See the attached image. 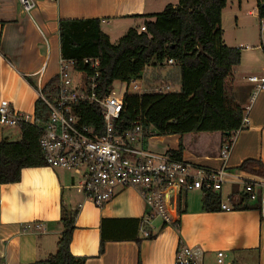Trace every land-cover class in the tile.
<instances>
[{
  "label": "crops",
  "instance_id": "crops-1",
  "mask_svg": "<svg viewBox=\"0 0 264 264\" xmlns=\"http://www.w3.org/2000/svg\"><path fill=\"white\" fill-rule=\"evenodd\" d=\"M169 1L172 0H36L35 8L27 12L18 0H0V101L7 100L12 108L34 114L38 89L59 71L60 19L98 18L102 31L113 43L111 35L123 36L129 28L142 25L148 17L138 15L158 13ZM176 3L174 0L171 4ZM121 36L117 35L114 43ZM223 42L241 49L240 62L232 68L229 80L248 124L231 137L232 146L225 160L197 155L188 149L182 151L181 159L228 170L237 169L245 159L259 160L264 165V89L251 99L254 86L247 81L248 76L257 75L253 71L264 72V41L261 39L255 47L237 46L226 41L223 31ZM127 84L131 90L143 88L138 79L135 84ZM172 88L162 90L175 91ZM20 137L19 126L0 125V141H17ZM179 138L178 134L151 135L146 145L153 152L164 153L176 150ZM254 168L258 170V166ZM240 171L247 177L264 178ZM80 181L78 171L38 166L22 168L18 182L0 184V261L32 264L54 253L64 207L77 211L70 251L86 257L85 264H137L138 258L141 264H175L180 242L197 249L196 264H219L218 251L226 254L225 264H249L253 256L256 264H264V219L257 209L208 212L202 208L201 193L200 203L189 205L185 202L188 192H184L172 208L177 228L159 219L148 225L141 221L136 226L134 220H142L146 208L134 188L120 189L98 207L77 189ZM225 184L228 185L224 187ZM235 187L240 189L238 184H223V202L233 200L230 196ZM33 222H43L44 231L23 230L24 225ZM146 230L152 238H147ZM101 236L106 239L102 250ZM134 237L140 242L132 240Z\"/></svg>",
  "mask_w": 264,
  "mask_h": 264
},
{
  "label": "trees",
  "instance_id": "trees-1",
  "mask_svg": "<svg viewBox=\"0 0 264 264\" xmlns=\"http://www.w3.org/2000/svg\"><path fill=\"white\" fill-rule=\"evenodd\" d=\"M226 2L177 0L176 4H166L158 13L138 15L148 17L142 23L145 31L139 30L141 25L131 27L116 43H111L102 31L98 18L60 19L61 59L73 61L75 70L89 76L93 70L83 63V59L98 58V97L110 93L114 81L129 83L140 79L151 67L155 70L152 80L155 83L146 80L144 92L124 94L123 109L119 118L113 121L115 132H123L138 119L145 133L180 136L178 148L168 151L176 159H181L184 149L197 155L220 156L222 144L243 128L244 117V109L236 102L229 81L232 68L240 62L241 49L223 42L221 12ZM256 10L258 19L263 20L264 0H256ZM261 47L264 49V44ZM170 59L172 63L168 62ZM166 65L173 68L160 74L159 70H165ZM57 82L56 75L42 87V94L47 98L54 97ZM168 83L171 87L175 83L179 90H157V87H167ZM73 110L80 126L89 127L97 135L103 133L100 105L82 102L75 104ZM33 116L39 125L20 123L19 140L0 141V184L18 182L22 168L46 166L38 140L41 125L48 118V108L40 98L35 102ZM237 169L264 175V165L259 160L245 159ZM239 193L235 187L230 199ZM201 201L203 210L221 211L220 193L208 192ZM232 206L233 210L256 209L247 202ZM178 212L182 210L179 208ZM76 214L75 210L62 208L59 220L62 231L56 251L32 264H85L86 257L75 256L70 251ZM134 221L138 226L142 220ZM175 224L178 225L177 220ZM147 238L152 236L149 234ZM132 240L140 242L137 237ZM105 241L101 236L100 250ZM0 264H5L3 259ZM137 264H141L140 258Z\"/></svg>",
  "mask_w": 264,
  "mask_h": 264
},
{
  "label": "built area",
  "instance_id": "built-area-1",
  "mask_svg": "<svg viewBox=\"0 0 264 264\" xmlns=\"http://www.w3.org/2000/svg\"><path fill=\"white\" fill-rule=\"evenodd\" d=\"M18 1L27 12L36 6V0ZM261 27L264 28V22ZM139 30L145 31L144 25ZM83 63L93 70L86 76L83 89L72 86L68 68L73 67V61L62 59L57 73L56 95L47 98L42 94V88L38 89V98L48 108V118L41 125L42 133L38 140L46 166L80 172L81 181L77 189L98 207L111 200L120 189L134 188L145 203L142 217L145 225L159 219L163 224L177 228L172 208L179 194L192 190H198L202 196L208 192L217 194L221 193L224 183L240 185V193L234 195L233 201L221 200V211L233 210V203L247 202L256 207L264 219V178L247 177L239 169L194 165L172 157L169 152H153L146 145L151 133L144 132L138 119L123 132H115L113 121L119 118L123 109L124 94L117 97L110 91L98 97L99 60L84 58ZM247 81L254 86L251 99L264 89V74L250 75ZM135 83L136 80L129 82ZM157 90L161 91V88ZM82 102H94L102 107L104 129L101 135L78 124L73 106ZM20 123L39 125L40 122L33 115L12 108L7 100H1L0 125L10 127ZM247 124L248 119L244 116L242 127ZM232 141L230 138L222 144L219 156L222 160L228 157ZM44 226L43 222L27 223L23 230L39 233L44 231ZM144 234L149 235L148 230ZM197 253V249L180 242L175 252V264H196ZM216 255L217 262L221 264L226 254L218 251Z\"/></svg>",
  "mask_w": 264,
  "mask_h": 264
},
{
  "label": "rangeland",
  "instance_id": "rangeland-1",
  "mask_svg": "<svg viewBox=\"0 0 264 264\" xmlns=\"http://www.w3.org/2000/svg\"><path fill=\"white\" fill-rule=\"evenodd\" d=\"M169 2L172 3L174 2V0ZM262 22H264V19L259 20L256 13V0H228L221 18V27L222 30L224 31L225 39L227 42H229V44H234L237 46L241 44L240 46L242 47L247 45L249 47L252 46L255 47L260 44L261 39L264 41V28L261 27ZM117 35L121 36V34H117ZM117 35H111V41L113 43L115 42V38ZM172 68L173 67L171 65H166L165 70H159L160 74L164 75V73L167 70ZM68 70L72 79L73 88H76L78 90L83 89L86 80V74L82 71H77L73 69V67H69ZM154 71L155 70H152L151 67H148L145 70V72L142 74V77L138 79V84L141 83V86H143V88L140 87L131 90V85H129L128 87V84L126 82L116 80L112 84L111 92H113L115 96L119 97L128 91L129 92L133 91L138 93L142 89L146 90L147 89L145 83L146 80H149L151 84L155 83L154 81H152L154 76ZM253 72L257 75L264 74V72H260V71H253ZM169 85L170 84H168V86ZM158 88L160 89V87H157V89ZM172 89L178 91L179 86L173 83ZM173 140L174 138H171L172 142ZM227 185L228 184H225L224 187H226ZM185 202L189 205L199 204L200 192L197 190H194L193 192L192 191L188 192V194H186L185 197ZM227 261L228 259L225 258L223 264H225ZM256 263L257 260L253 256L250 259L249 264H256Z\"/></svg>",
  "mask_w": 264,
  "mask_h": 264
}]
</instances>
